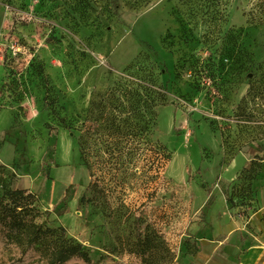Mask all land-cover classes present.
<instances>
[{
    "label": "rangeland",
    "instance_id": "obj_1",
    "mask_svg": "<svg viewBox=\"0 0 264 264\" xmlns=\"http://www.w3.org/2000/svg\"><path fill=\"white\" fill-rule=\"evenodd\" d=\"M136 64L168 100L89 188L77 129ZM3 185L92 264H142L138 224L159 264H264V0H0Z\"/></svg>",
    "mask_w": 264,
    "mask_h": 264
},
{
    "label": "trees",
    "instance_id": "obj_2",
    "mask_svg": "<svg viewBox=\"0 0 264 264\" xmlns=\"http://www.w3.org/2000/svg\"><path fill=\"white\" fill-rule=\"evenodd\" d=\"M127 75L121 80L135 85L126 87L120 80L111 95L102 96L93 101L82 121L77 138L80 159L94 178L92 162L108 166L111 161L121 166L130 164L142 149L134 145V139H141L156 123V108L167 102L166 90L156 83L155 75L144 73L139 64L126 68ZM126 98V102L124 99ZM53 114L56 110L53 108ZM66 130H75L71 121L59 119ZM108 140L126 142L108 145ZM133 140V141H132ZM255 162L245 168L244 173L252 171ZM95 182H90L89 188ZM228 198L231 208L234 200ZM36 196L22 189L9 188L3 185L0 195V249L8 255L6 264H92L88 252L84 251L73 238L67 236L62 225L51 227L48 224V212H43L37 204ZM42 220V221H41ZM137 252L142 264H159V244L155 236L148 232L143 234L140 225H136ZM162 243V242H161Z\"/></svg>",
    "mask_w": 264,
    "mask_h": 264
},
{
    "label": "bare ground",
    "instance_id": "obj_3",
    "mask_svg": "<svg viewBox=\"0 0 264 264\" xmlns=\"http://www.w3.org/2000/svg\"><path fill=\"white\" fill-rule=\"evenodd\" d=\"M213 264H229L228 262H225V261H219V262H215V263H213Z\"/></svg>",
    "mask_w": 264,
    "mask_h": 264
}]
</instances>
